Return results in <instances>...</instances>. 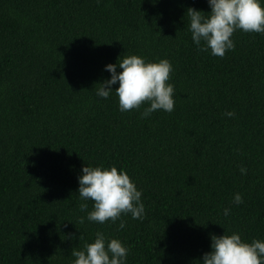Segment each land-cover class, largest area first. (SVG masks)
<instances>
[{
	"label": "trees",
	"instance_id": "obj_1",
	"mask_svg": "<svg viewBox=\"0 0 264 264\" xmlns=\"http://www.w3.org/2000/svg\"><path fill=\"white\" fill-rule=\"evenodd\" d=\"M188 7L209 10L0 0V264H71L97 230L128 246L126 264H201L224 230L264 239V33L237 29L233 49L210 55L191 40ZM129 54L170 60L171 112L141 117L144 104L121 112L114 93L96 95L104 65ZM84 164L123 167L144 218L81 222Z\"/></svg>",
	"mask_w": 264,
	"mask_h": 264
},
{
	"label": "clouds",
	"instance_id": "obj_2",
	"mask_svg": "<svg viewBox=\"0 0 264 264\" xmlns=\"http://www.w3.org/2000/svg\"><path fill=\"white\" fill-rule=\"evenodd\" d=\"M207 3L208 11L187 8L191 40L199 50L222 57L235 47L231 37L237 29L264 33V0H207ZM104 68L110 76L100 82L96 95L108 98L114 93L121 112L139 109L142 104L145 106L141 117L158 109L173 110L174 86L169 82L172 64L166 57L148 60L138 54H129L117 58L116 62L106 63ZM114 84L117 86L112 87ZM225 115L233 116L234 112L227 110ZM240 171L243 173L246 169L241 166ZM77 181L79 197L82 201H92L91 209L80 217L81 222L85 218L100 224L119 220L117 227L123 228L122 213L130 214L133 219L144 218L142 190L123 167L84 164ZM232 200L239 204L243 198L235 192ZM79 207L84 211L88 204L82 202ZM229 212L227 207L222 209L224 216ZM128 252V246L118 237H109L97 230L94 239L79 249H72L71 264H126ZM200 261L201 264H264V239H242L237 231L212 234L209 250L202 253Z\"/></svg>",
	"mask_w": 264,
	"mask_h": 264
}]
</instances>
